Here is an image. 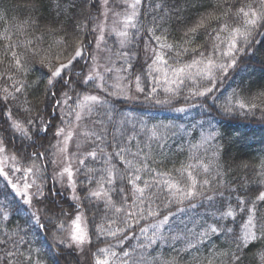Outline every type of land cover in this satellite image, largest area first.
Segmentation results:
<instances>
[{"label": "snow or ice", "instance_id": "snow-or-ice-1", "mask_svg": "<svg viewBox=\"0 0 264 264\" xmlns=\"http://www.w3.org/2000/svg\"><path fill=\"white\" fill-rule=\"evenodd\" d=\"M144 2L94 0L91 8L96 15L89 16L92 23L78 26L70 40L56 41V50L51 44L44 47L45 32L58 31L53 26L41 31L40 36L30 33L26 41L18 38L34 27L32 19L20 21L15 31L6 27L0 33V41L4 42L0 64L5 65V71L0 72V81L4 82L0 84V115L8 118L3 131L10 134V140L17 137L21 142L18 149L9 152V142L0 138V178L6 189L10 187V203L26 205L27 208L17 207L16 210L28 216L26 223L45 232L52 231L57 247L84 252L95 237L104 246L87 249L92 264H150L143 251L137 257L125 248V242L131 239L138 240V247L145 250L157 245L158 241L183 240L184 249L173 245L176 256L162 262L181 264L180 251L195 249L199 252L197 244L212 237H216V241L223 240L220 248L227 250L215 249L206 264H225V261H218L220 256L226 258V264H245L248 253L257 248L260 264H264V190L254 188L236 195L233 206L230 200L225 202L227 198L223 192H212L207 178L210 165L195 152L179 167L152 166L164 164L152 155V142L163 140L162 133L170 125H154L149 129L151 134L147 140L141 141L135 132L127 135L122 130L124 121L117 127L111 109L104 113L108 122L92 120L100 109L108 108L103 93L125 100H139L142 96L144 101L160 106L172 105L182 95L185 101L220 99L214 95L218 85L237 68L240 57L252 54L257 44L264 45V0H215L214 5L207 6L211 11L201 12L197 8V17L185 23L179 39L156 25L155 20L160 17L154 18L150 27L141 23ZM133 43L137 47L142 43V60L136 51L127 50ZM102 52L107 55L101 57ZM36 64L47 81L45 94L52 98L53 115L56 110L60 111V124L54 132L57 142L51 145L55 149L51 160H48L47 151L28 152L29 148H35L36 140L41 139L39 133L48 132L51 119L33 116L31 108H18L14 114L9 107L10 102L17 101L30 87L42 82L28 80ZM261 97L264 91L254 96L248 89L242 88L241 93L233 89L220 108L225 116L237 110L244 115L254 114L258 108L264 113V106L256 103ZM175 111L183 113L187 109L177 107ZM109 123L113 126L112 132H109ZM146 127L141 122V129ZM216 136L213 130L193 148L202 147ZM74 140L76 151L70 152L69 145ZM85 144L88 147L80 151ZM157 146L163 148L165 145L158 143ZM36 161H48L57 166L52 176L53 186L47 188V195L42 183L29 179L41 172ZM86 161L94 162L93 166H88ZM43 168L46 170L47 164ZM16 173L20 175L14 176ZM81 175L85 179H79ZM259 175V183L264 184V171ZM57 184L59 188L55 187ZM248 191L256 193L254 199H245ZM34 200L46 201L58 208L59 215L48 221L51 229L41 223L38 212L28 211L36 206ZM205 202L215 208L211 213L214 222L193 230L184 223L182 216ZM0 208L4 209L3 219L8 220L6 207L0 205ZM86 209L102 211L101 223L97 224L95 217L89 221ZM178 214L180 219H176ZM141 221L150 223L141 225L137 236L136 226ZM89 223L95 227L93 232L89 230ZM173 224L177 225V233L166 236L165 229L171 232ZM180 224H184L183 229H179ZM9 240L17 249L30 244L25 235H20L18 240L10 236ZM7 243L8 240L0 241V244ZM6 255L8 259L4 264H36L30 249L27 256L23 251ZM13 256L17 257L15 261L11 259ZM193 259L195 264H202L199 257Z\"/></svg>", "mask_w": 264, "mask_h": 264}, {"label": "trees", "instance_id": "trees-1", "mask_svg": "<svg viewBox=\"0 0 264 264\" xmlns=\"http://www.w3.org/2000/svg\"><path fill=\"white\" fill-rule=\"evenodd\" d=\"M93 3V0H0V17H6V19H0V33L6 27L15 31V26L20 21L32 19L35 21L34 27L20 34L18 38L26 41L30 38V33L34 32L35 36H40L41 31H44L49 26H53L58 31L45 32L44 47L51 44L53 45V49L56 50V41L62 38L70 40L78 26L90 25L92 23L89 16L90 14L96 15L91 8ZM157 4L161 7L156 8L155 5ZM214 4L215 0H195V2L194 0H145L141 8L140 20L142 24L150 27L154 18L160 17V19L155 20L156 25L166 29L171 36L179 39L185 23L191 22V20L197 17V8L201 12L205 9L211 11L212 9L207 6ZM212 23L215 24V21ZM37 28L40 31H37ZM140 35L143 38V29ZM200 42L202 43L203 41ZM3 47L4 42L0 41V51H2ZM133 50L138 53V58L142 60V43L140 47H137L136 43L130 45L128 51L131 52ZM3 71H5V65L0 64V72ZM28 80L42 82L30 87L24 96L20 97L17 101L10 102L9 107L14 114L18 108H31L33 109V116L39 115L44 120L51 119L52 125L49 127L48 132H40L39 136L41 139L36 140L35 148L28 149V152L47 151L48 160H51V145L56 144L54 132L56 126L60 124V111L56 110V114L53 115V108L50 105L52 98L47 97L45 94L47 81L41 75L39 64L34 66ZM2 83L4 82L0 81V84ZM242 88L248 89L254 96L264 91V45L257 44L256 48L252 50V54L240 57L237 68L231 70L229 78L218 85V90L214 94L220 97L218 100L196 98L185 101L182 95L173 101L172 105L168 106L150 104L144 101L143 97H140L137 102L112 101L108 102V108L100 109L99 113L94 114L92 119L108 122V117L104 113L108 109H111L112 120L117 122V127H120V122L124 121L122 130L127 135H132L135 132L138 139L146 141L147 137L151 134L149 129L152 127L146 125L147 127L142 130L141 120L143 121V119H141L135 122V128H133L132 122H128L130 120L128 116L119 122L118 120L123 118L118 117L116 114L119 112H132L137 113L139 117H143L140 115L143 111H151L150 113L154 119L156 118L154 122L157 123L156 125H170L162 133L164 136L163 140L152 142V155L156 157L157 161L163 160L164 164L160 165L157 163L152 166L172 168L175 165L179 167L181 162L187 161V158L195 152L201 160L210 165V172L207 178L212 185V192H223L227 198L225 202L230 200L233 206H235L236 195H242L245 191L254 188L264 190V184L259 183L261 180L259 174L261 171H264V113L258 108L254 114L244 115L240 114L239 110H237L233 115L225 116L220 108L233 89L237 93H241ZM25 99L27 103H25ZM256 103L264 106V97L258 99ZM177 107H191L192 109L198 108V111L201 110L202 114L197 112V118L194 122L196 127L189 132H182L184 122L178 117L179 112L178 115L174 114L177 112L175 111ZM4 116L0 115V138L10 142L11 145L9 147L11 149L8 147V150L14 152L21 146V142L17 137H12L10 140V134H6L3 131V128L7 127L5 124L7 118L6 115ZM148 122L146 121V123ZM108 128L109 132L114 130L111 123L108 124ZM213 130L217 133L215 139L210 140L198 149L193 148L194 145L200 144L202 138L208 136ZM108 139L111 140V135H109ZM158 143H162L165 146L163 148L158 147ZM133 144H135V141H133ZM133 151H135V148H133ZM161 152L163 153L162 156L160 155ZM116 163L119 167H122V165H119V161H116ZM36 164L37 167L41 168V172L39 173L40 178H38L43 181L45 195H47V188L52 187L49 174L50 164L48 161H36ZM46 164L47 168L44 170L43 166ZM86 164L93 166L94 162L86 161ZM217 173H219L218 176ZM78 178L81 180L85 179L83 175ZM217 181H219L218 187L216 186ZM55 187L57 186L55 185ZM9 192L10 187L6 189L5 182L0 178V205L6 207L9 217L8 220H4L2 215L4 209L0 208V241L8 240L6 245L0 244V264H4L5 259H8L7 252L18 253L19 251H23L24 255L27 256L29 255V249L36 264H85L83 261L81 262V257L77 256L73 250H64L62 247H57L52 231L45 232L33 224L26 223L28 216L24 212H18L16 209L17 207L27 208V206L23 204H11L12 196L8 195ZM209 194L212 193L210 192ZM255 194L248 191L245 199H254ZM17 200L19 199L17 198ZM33 203L36 206L28 209V211L38 212L41 223L51 229L52 225L48 221L50 218L54 220L59 215L58 208L46 201L37 202L34 200ZM85 211L89 221H92L95 217V222L97 224L101 223L102 211L100 213L89 211L88 209ZM214 211L215 208L210 207L205 202L202 206L198 205L195 210L188 211L185 214L186 216L184 215L182 218L184 223L188 224L193 230H196L202 224L214 222V218L211 215ZM146 222L148 221H141L140 225ZM237 222H239V217ZM89 225L92 229L91 232H93L95 230L94 225L92 223H89ZM138 228L139 225L136 226V230ZM183 228L184 224H180L179 229ZM177 231V225L173 224L171 232H166V236L176 234ZM20 235H25V239L30 241V244L26 248L17 249L11 240H9L10 236L12 239L18 240ZM189 236L191 237V233H189ZM93 240L91 248L102 245L100 241L95 240V237H93ZM213 241H216V237H212L202 244L198 243L199 252L195 249L180 251L178 259L181 264H195L194 257H199L202 264H206V259H211L215 249L220 248L224 243L223 240L216 241L215 243ZM173 245L177 249H184L185 247L183 240L172 241L169 239L160 242L156 250L152 251L150 255V264H162L164 260H172L176 256V252L173 251ZM220 250L226 251L227 249L220 248ZM259 251V248H257L248 253L245 264H260ZM11 259L15 261L17 257L13 256ZM218 261H225L226 264V258L223 256L218 257Z\"/></svg>", "mask_w": 264, "mask_h": 264}, {"label": "rangeland", "instance_id": "rangeland-1", "mask_svg": "<svg viewBox=\"0 0 264 264\" xmlns=\"http://www.w3.org/2000/svg\"><path fill=\"white\" fill-rule=\"evenodd\" d=\"M94 1V0H93ZM109 23H111V20H109ZM110 44H111V39H110ZM130 49V46H129V48L127 49V50H129ZM101 57H104V56H106L107 54L106 53H100L99 54ZM109 83H112V81L110 80L109 81ZM102 95H104L105 96V98L107 99V101L108 102H112V101H125V102H127V103H129L130 101H133V102H137V101H139V100H125L124 98H122L121 96H108L106 93H103ZM142 97V96H141ZM109 107V106H108ZM187 109V111L186 112H183V113H178V112H176V113H174L175 115H178V117L182 120V122H184V124H183V126H182V132H189L190 130H192L194 127H196V125H195V119L197 118V112H199L200 114H202L201 113V110H199L198 111V108H195V109H192L191 107H189V108H186ZM122 112V111H121ZM145 112V113H144ZM151 111H143V113H141L140 115L141 116H143V117H139L138 115H137V113H132V112H127V113H129L128 115H127V113L126 112H122V113H118V114H116V115H118V117H121V118H123V119H120V120H118L119 122L121 121V120H124V119H126V118H124V117H127L128 116V118L131 120V122H132V124L133 123H135L136 121L138 122L139 120H141V119H143V121L141 120V122H143L145 125H148V126H150V127H153L154 125H156L157 123H154L155 122V119H154V117L152 116V114L150 113ZM199 114V115H200ZM126 115V116H125ZM4 116V115H3ZM201 116V115H200ZM5 117V116H4ZM156 117V116H155ZM6 118H7V116H6ZM8 119V118H7ZM129 119H127V120H129ZM93 120V119H92ZM129 120V121H130ZM146 121H151L150 122V124H148V123H146ZM160 124H162V122H160ZM57 142V141H56ZM75 143H76V141L74 140L72 143H70V145H69V151L70 152H73V151H76V148H75ZM9 145H11V143L9 142L8 143V147H9ZM88 147V145H84L81 149H80V151H83L84 150V148H87ZM10 149H11V147H9ZM51 150H52V153L55 151V149L54 148H51ZM9 152H10V150H8ZM54 157H53V155H51V159H53ZM57 160H59V156H57V157H55ZM75 166V165H74ZM57 168V166L56 165H51L50 164V172H49V174H50V182H51V186H53V180H52V176H53V174H54V170ZM16 175H20L19 173H16V174H14V176H16ZM40 174L38 173L37 174V176L36 177H30L29 179H36V181H37V184H44L43 183V181L41 180V179H39L40 177ZM39 177V178H38ZM57 186V188H59L60 186L57 184L56 185ZM32 191L34 192L35 191V188H33L32 189ZM18 198V197H17ZM19 199V198H18ZM185 214H183V216H184ZM186 216V215H185ZM181 217H180V215L178 214V216L176 217V219H180ZM185 219V218H184ZM148 223H150V221H148V222H146V223H143V224H141V225H143V226H146ZM141 225H139V227L141 226ZM91 226L89 225V230H90V232L92 231V229L90 228ZM169 230L166 228L165 229V235H166V232H168ZM136 235L137 236H139V228L136 230ZM96 240V239H95ZM94 241V240H93ZM96 241H98V240H96ZM138 243H139V241L138 240H136V239H131V240H129V241H126L125 242V248H127L128 250H130V251H132V253H133V255L134 256H137L138 257V255H139V253L141 252V251H143L144 253H145V257L147 258V260L150 262V260H151V257H150V255H151V253H152V251H155L156 250V248H157V246H159V244H160V241H158V243H157V245H153L151 248H149V249H140L139 247H138ZM101 247L102 246H104L103 244L102 245H100ZM62 247V249H67V250H69L70 249V251L71 250H73V249H71V248H67V247H63V246H61ZM89 247H91V245H86V247H85V251L84 252H77V251H74L76 254H77V256H80L81 257V262L83 261L85 264H92V260H91V253H89L88 252V248ZM93 249H95V247L93 248Z\"/></svg>", "mask_w": 264, "mask_h": 264}]
</instances>
